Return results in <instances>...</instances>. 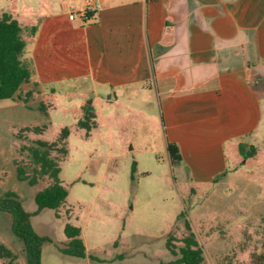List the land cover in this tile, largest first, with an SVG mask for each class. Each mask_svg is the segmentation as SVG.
<instances>
[{"label":"rangeland","instance_id":"1","mask_svg":"<svg viewBox=\"0 0 264 264\" xmlns=\"http://www.w3.org/2000/svg\"><path fill=\"white\" fill-rule=\"evenodd\" d=\"M64 2L71 11L77 5L74 0H0V13H11L20 24L49 16L73 25L76 14L65 11ZM31 29L23 28L26 51ZM43 90L42 94L25 84L20 96L0 101V198L15 192L24 209L33 214L30 222L35 232L52 240L41 247V264H173L176 257L167 250L166 240L173 236L172 243L180 245L188 233L184 218L178 219L181 212L190 221L207 264H260L264 255V119L252 137L256 155L243 157L230 177L195 189L185 187L170 166L157 129L149 136L139 130L135 117H127L130 123H125L126 112L113 101L98 107V126L86 137V131L76 125L80 115L76 109L100 92L92 94L76 80L53 78L45 81ZM43 95L46 113L40 109ZM262 104L264 114V97ZM133 109L150 113L155 107ZM42 125L47 127L41 134L22 131ZM65 127L70 129L68 154L63 159L54 150L51 155L60 162L59 178L69 195L59 217L50 209L37 213L34 196L51 179L38 177L35 185L18 179L19 166L29 178L34 171L22 147L35 146L39 139L53 142ZM67 223L82 229L86 258L61 252L68 242ZM0 244L17 255L13 263L0 256V264H27L24 244L14 235L5 211H0Z\"/></svg>","mask_w":264,"mask_h":264},{"label":"crops","instance_id":"2","mask_svg":"<svg viewBox=\"0 0 264 264\" xmlns=\"http://www.w3.org/2000/svg\"><path fill=\"white\" fill-rule=\"evenodd\" d=\"M87 1L72 11L63 3L73 25L49 16L21 24L35 28L26 84L43 94L46 80H76L100 92L79 119L85 104L98 119L114 101L125 123L133 116L140 131L162 134L167 156L168 143L179 147L185 187L230 177L264 119V0ZM146 106L155 109H133Z\"/></svg>","mask_w":264,"mask_h":264},{"label":"trees","instance_id":"3","mask_svg":"<svg viewBox=\"0 0 264 264\" xmlns=\"http://www.w3.org/2000/svg\"><path fill=\"white\" fill-rule=\"evenodd\" d=\"M32 33L35 28L31 29ZM26 42L23 39V28L21 24L13 18L9 12L0 13V101L14 100L20 96L21 88L24 84L30 82L31 73L23 61ZM30 96V93H28ZM40 109L47 112V106L41 103ZM77 127L86 131V137H89L91 130L97 127V115L92 105L85 104L82 108V114L77 121ZM46 125L25 127L22 131H32L41 134ZM70 135L68 127L62 128L53 142L45 140H36L35 146H23L22 149L28 151V155L33 165V175L29 178L23 167L17 168V177L20 181L28 180L30 185L37 183L38 177L48 176L51 183L37 191L34 201L37 205V213L44 209L53 210L59 217V210L63 207L69 195V190L62 184L59 174L61 172L60 162H58L51 153L58 150L63 159L68 151L65 147L66 140ZM167 152L172 168L178 167L182 162V156L179 147L175 143H168ZM240 153L244 158H252L257 153V148L251 146L249 150L240 147ZM136 170V164L132 165V173ZM0 211L9 213L11 217V229L24 244L27 264H41V247L46 242H52L50 238L38 235L30 219L33 214L27 212L19 198L12 191L4 194L0 198ZM179 218H184L185 229L188 233L183 236L179 242L180 245L172 243L175 238L170 236L166 240L167 250L176 257L173 264H207L204 256V250L193 232L190 221L181 212ZM64 235L68 239L67 246L61 249L64 255L84 259L87 257L86 246L81 237L82 229L71 223L64 226ZM0 256L13 263L17 255L5 245L0 244ZM238 264V263H223ZM260 264H264V255L261 256Z\"/></svg>","mask_w":264,"mask_h":264},{"label":"built area","instance_id":"4","mask_svg":"<svg viewBox=\"0 0 264 264\" xmlns=\"http://www.w3.org/2000/svg\"><path fill=\"white\" fill-rule=\"evenodd\" d=\"M91 5V1L90 0H88L87 1V6L89 7ZM86 15H87V11L85 10V11H83V18H86Z\"/></svg>","mask_w":264,"mask_h":264},{"label":"water","instance_id":"5","mask_svg":"<svg viewBox=\"0 0 264 264\" xmlns=\"http://www.w3.org/2000/svg\"><path fill=\"white\" fill-rule=\"evenodd\" d=\"M88 104H91V101H89Z\"/></svg>","mask_w":264,"mask_h":264}]
</instances>
